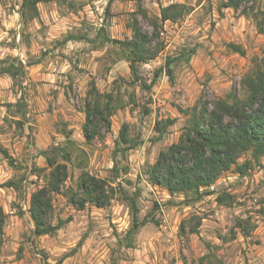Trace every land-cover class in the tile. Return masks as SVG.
<instances>
[{
	"label": "rangeland",
	"instance_id": "374dc122",
	"mask_svg": "<svg viewBox=\"0 0 264 264\" xmlns=\"http://www.w3.org/2000/svg\"><path fill=\"white\" fill-rule=\"evenodd\" d=\"M173 2L42 1L37 16L29 7L22 16V0H0V77L7 80L0 83V144L10 155L0 153V184H13L0 188L7 214L0 264H200L202 256L203 264H264V158L240 175L236 166L250 157L243 155L216 180L213 187L228 194L225 204L217 203V194L185 203L182 195L171 196L147 180L146 166L178 141L191 107L199 100L241 98L242 79L264 57V34L250 15L220 9L221 0H184L192 9L175 23L158 22L152 45L159 42L161 49L139 65L141 81L133 82L122 47L106 41L108 34L131 39L134 18L152 33L160 7ZM258 8L264 10V0L256 2L254 11ZM70 35L79 39L64 42ZM167 58H178L171 80L164 70ZM7 68L13 75L2 72ZM159 69L163 72L145 88ZM48 72L52 76L42 75ZM92 86L112 91L116 110L110 131L86 143L84 102ZM168 118L174 123L159 135L156 125L160 129ZM123 126L136 144L132 149L117 144ZM67 153L70 161L63 159ZM48 157L66 163V187L86 169L120 183L128 197L137 196L144 223L131 247L125 239L131 226L125 196L117 195L105 208L76 210L65 188L52 194L49 220L71 219L52 235L33 236L29 199L44 184ZM239 220L248 236L239 231Z\"/></svg>",
	"mask_w": 264,
	"mask_h": 264
},
{
	"label": "trees",
	"instance_id": "16d2710c",
	"mask_svg": "<svg viewBox=\"0 0 264 264\" xmlns=\"http://www.w3.org/2000/svg\"><path fill=\"white\" fill-rule=\"evenodd\" d=\"M42 1L56 0H22L20 15L24 16V8L29 7L37 16V3ZM257 1L221 0L220 9L230 8L240 11L242 15H250L255 20L258 33L264 34V10L258 8L254 11ZM248 3L253 5L247 6ZM191 9V6L184 3L161 6L159 17L152 22V33L142 30L134 18L130 25L133 31L131 39H106L122 47L123 58L128 62L133 82L141 81L139 65L153 60L161 49L159 42L155 46L152 45L159 37L158 22L175 23ZM74 39L79 38L70 35L64 39V42ZM230 47L233 51L243 54L239 46L230 44ZM194 51L184 56L185 60H188ZM175 59L178 58H167L164 64L165 73L170 80L173 73L171 67ZM2 72L13 75L9 68ZM162 72L163 69L156 70L151 82L142 85L147 89L151 88ZM241 87L244 92L241 98L217 99L212 103L199 100L191 107L190 116L178 141L159 151L154 163L146 166L145 174L151 185L165 189L171 196L182 195L185 203L198 201L212 194H217V203H226L228 194L223 196L213 187L216 180L233 165H237V160L243 155L248 154L250 157L236 166L240 175H244L254 162L264 158V57L258 59L253 71L242 79ZM113 101L112 91L102 93L92 86L89 98L84 102L85 122L82 125V134L86 143H91L96 137H101L110 131V118L116 110ZM173 123L174 120L168 118L164 120V125L160 129L157 125L155 129L158 130L159 135H162L166 127ZM118 138L117 144L120 142L128 145L126 150L136 145L130 143L125 126L120 129ZM0 153L6 159H10L8 150L1 144ZM63 159L70 161L69 154H64ZM48 166V173L44 175V184L33 191L29 199L28 212L34 226L32 233L35 238L54 234L71 219L59 218L55 224L49 220L53 208L52 194H59L65 188L64 195L76 210H82L86 205L105 208L117 195L125 196L131 213V226L126 232L125 239L128 241L127 246L131 247L133 235L144 223V220H140L138 216L137 196L128 197L120 183L95 176L86 169H81L74 183L66 187L65 183L69 179L66 163H56L48 157ZM1 187H13V184L7 181L1 183ZM6 217L7 214L0 205V247ZM242 223L243 221L239 220L237 227L240 232L248 236L249 232ZM195 226L191 232H196ZM206 257L199 258L200 264H203Z\"/></svg>",
	"mask_w": 264,
	"mask_h": 264
},
{
	"label": "crops",
	"instance_id": "0c3cea01",
	"mask_svg": "<svg viewBox=\"0 0 264 264\" xmlns=\"http://www.w3.org/2000/svg\"><path fill=\"white\" fill-rule=\"evenodd\" d=\"M173 3H184V0H174V2ZM63 27H65V26H63ZM33 37H39V35L36 33V35L35 34H33ZM108 38H114V36H113V34L110 32V34H108ZM45 39H47V38H45ZM68 41H70V40H68ZM68 41H66V42H68ZM52 64V63H51ZM37 74V73H36ZM42 75H44V77L46 76H52V73H50V72H48L47 74L46 73H43ZM7 81L4 77H0V83H2V81ZM2 165H3V163L2 162H0V170H2L1 168H2ZM0 173H1V171H0Z\"/></svg>",
	"mask_w": 264,
	"mask_h": 264
}]
</instances>
